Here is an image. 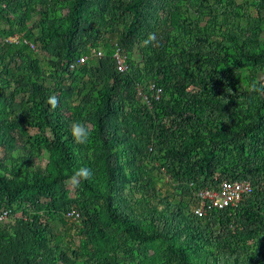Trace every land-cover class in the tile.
Here are the masks:
<instances>
[{
	"label": "trees",
	"instance_id": "trees-1",
	"mask_svg": "<svg viewBox=\"0 0 264 264\" xmlns=\"http://www.w3.org/2000/svg\"><path fill=\"white\" fill-rule=\"evenodd\" d=\"M253 82L264 0H0V264H264ZM233 181L252 192L208 208Z\"/></svg>",
	"mask_w": 264,
	"mask_h": 264
},
{
	"label": "clouds",
	"instance_id": "clouds-1",
	"mask_svg": "<svg viewBox=\"0 0 264 264\" xmlns=\"http://www.w3.org/2000/svg\"><path fill=\"white\" fill-rule=\"evenodd\" d=\"M17 39H18V36H14V37L12 36L11 41H6V42L18 43ZM24 43L29 46L30 50L34 51L35 53L38 52L37 47L35 45H33L32 43H30V42L28 43L26 41H24ZM142 43L144 46H149L153 43L158 44L159 41H157L155 33H150ZM117 49H118L117 45H115V50H114L113 56H115ZM98 53L100 55H98ZM101 56H102V53L100 51H97L95 54H88L85 56H80L78 60H75L74 64L75 65L76 64L83 65L88 60L95 59V58L99 59ZM115 66H116V64H115ZM249 91L250 92H264V86H258L257 83L253 82L249 86ZM48 103L51 104L53 107H56L58 104V101L55 97H50L48 100ZM70 132H71V136H72L73 140L75 141V143H77L79 145L88 144L90 139H91V136H92V132H91L89 126L86 123L80 122V121H76V122H73L71 124ZM90 175H91L90 169L82 167V168L76 169L73 172L71 179L75 183L76 181H80V180H88Z\"/></svg>",
	"mask_w": 264,
	"mask_h": 264
},
{
	"label": "built area",
	"instance_id": "built-area-1",
	"mask_svg": "<svg viewBox=\"0 0 264 264\" xmlns=\"http://www.w3.org/2000/svg\"><path fill=\"white\" fill-rule=\"evenodd\" d=\"M98 55H100L98 53ZM115 59L117 60L116 67L118 72H123L125 70V65L123 58L119 52V50H116ZM145 100L146 97L139 93ZM252 192L251 185L246 181H233V182H223L220 184L217 191L214 192H204L202 193V198L207 200L209 202V206L217 209H224L228 207L229 205H235L237 202L246 195H249ZM195 214L198 217H201L204 209L203 207L197 208L195 211Z\"/></svg>",
	"mask_w": 264,
	"mask_h": 264
},
{
	"label": "rangeland",
	"instance_id": "rangeland-1",
	"mask_svg": "<svg viewBox=\"0 0 264 264\" xmlns=\"http://www.w3.org/2000/svg\"><path fill=\"white\" fill-rule=\"evenodd\" d=\"M113 55H114V54H113ZM114 61H115V64H116V63H117V60L114 59ZM74 66H75L74 63L69 64V68H70V69L74 68ZM125 67H126V66H125ZM125 69H126V68H125ZM18 107H19V101H17L16 104L14 105V108H15V109H17ZM36 162H37L36 164H38V165H43L44 162H45V159L42 157V158H40V159H37Z\"/></svg>",
	"mask_w": 264,
	"mask_h": 264
},
{
	"label": "bare ground",
	"instance_id": "bare-ground-1",
	"mask_svg": "<svg viewBox=\"0 0 264 264\" xmlns=\"http://www.w3.org/2000/svg\"><path fill=\"white\" fill-rule=\"evenodd\" d=\"M8 41H11V39H10V40H8Z\"/></svg>",
	"mask_w": 264,
	"mask_h": 264
}]
</instances>
